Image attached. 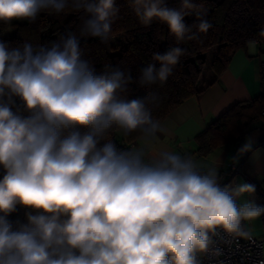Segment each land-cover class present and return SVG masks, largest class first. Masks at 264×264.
I'll return each instance as SVG.
<instances>
[{"label":"clouds","instance_id":"1","mask_svg":"<svg viewBox=\"0 0 264 264\" xmlns=\"http://www.w3.org/2000/svg\"><path fill=\"white\" fill-rule=\"evenodd\" d=\"M128 6L145 27L167 25L177 45L212 27L193 0ZM41 12L84 17L79 37L16 47L0 40V264H204L220 251L217 240L247 236L245 222L264 216V206L237 200L255 185H222L217 168L191 154L145 147L162 132L148 107L157 96L129 98V85H164L185 50L153 53L133 81L130 69L97 70L80 43L109 42L116 0H0L8 25L35 23ZM188 16L198 23L186 24ZM113 130L138 132V146L118 147ZM251 148L247 138L239 153ZM18 206L23 221L9 218Z\"/></svg>","mask_w":264,"mask_h":264},{"label":"trees","instance_id":"2","mask_svg":"<svg viewBox=\"0 0 264 264\" xmlns=\"http://www.w3.org/2000/svg\"><path fill=\"white\" fill-rule=\"evenodd\" d=\"M193 2L207 11L206 19L212 25L206 34H200L199 41H185L177 45L173 37V41L170 42L167 25L155 21L147 27L141 25L128 6V0H116L120 7L119 18L112 26L111 39L107 44L101 43L98 38H80L85 58L90 60L97 70H102L106 64L130 69L133 81L138 80L141 68L148 63H154L153 53L163 54L176 46L185 50L180 63L173 70V75L164 85L141 87L136 82L129 85V98L143 97L150 92L156 94L157 100L148 107L153 118L159 121L165 119L182 102L197 96L207 85L214 82L238 49L245 48L251 41H264V37L259 36L260 30L264 28V0H193ZM166 4L168 7L179 8L181 0H166ZM83 17L82 12H67L60 15L41 12L35 23L27 21L13 23L15 33L10 40L2 37V32L8 24L0 22V40L16 47L25 41L34 45L48 44L69 31L75 32L79 37ZM185 22L188 25L198 23L195 16L185 17ZM195 30L193 28V31ZM208 50L211 56L207 68L211 72L205 74L206 67L203 71L200 70L199 74H203V78L197 84L190 76L189 65L193 62L197 66V59L206 64L204 53ZM262 103L264 101L259 96L247 102H238L227 109L210 126L196 135L197 154L206 156L229 141L243 140L254 122L260 118ZM110 137L116 143L118 141L131 143L139 137V133L124 137L113 130ZM24 212L25 209L21 208V221L25 219Z\"/></svg>","mask_w":264,"mask_h":264},{"label":"crops","instance_id":"3","mask_svg":"<svg viewBox=\"0 0 264 264\" xmlns=\"http://www.w3.org/2000/svg\"><path fill=\"white\" fill-rule=\"evenodd\" d=\"M260 42L248 43L238 49L218 78L207 85L197 96L182 102L172 113L160 121L162 132L157 139L146 145L148 150L168 148L180 153L191 154L203 168L216 167L219 175H224L223 185L250 183L255 185V193L245 194L238 204L252 201L264 206V144H260L261 119H257L243 140L229 141L217 147L206 156L197 154L195 137L211 125L221 114L238 102H247L260 96V63L264 51ZM203 77V74H201ZM252 141L251 151L243 154L239 149ZM139 144V137L132 146ZM234 163L238 169L232 168ZM250 234L264 240V216L245 222Z\"/></svg>","mask_w":264,"mask_h":264},{"label":"built area","instance_id":"4","mask_svg":"<svg viewBox=\"0 0 264 264\" xmlns=\"http://www.w3.org/2000/svg\"><path fill=\"white\" fill-rule=\"evenodd\" d=\"M260 96L264 101V60L260 63ZM261 119V137L260 144H264V103L260 108ZM120 148H131V143L123 141L117 142ZM232 168L238 169L234 163H231ZM221 184L223 185L224 175H220ZM245 227V226H244ZM246 231V229H245ZM247 232V231H246ZM247 236L230 237L223 240H217L215 247L219 248V252L214 253L211 258L203 257L204 264H261L264 261V240L255 237L247 232Z\"/></svg>","mask_w":264,"mask_h":264},{"label":"rangeland","instance_id":"5","mask_svg":"<svg viewBox=\"0 0 264 264\" xmlns=\"http://www.w3.org/2000/svg\"><path fill=\"white\" fill-rule=\"evenodd\" d=\"M18 21H12L11 22V25H7L3 32H2V37L6 40H10L13 36H14V33H15V27L14 25H12L13 23H16ZM169 41L172 42L173 41V37L169 34ZM261 48H262V51H264V41L260 42V45H259ZM205 54V57L207 59V62L205 64V62H201L200 60H196L197 61V66L194 65L193 62H190V76L191 78L197 83L199 84L201 81H202V75L199 74V71L200 70H204V68L207 66L209 67V59H210V56H211V53H209V50L207 52L204 53ZM262 55H264V53H262ZM205 68V74H208L210 71L209 68L206 69ZM20 211H21V208H17V211L15 213H13L9 218L13 221L19 219L20 220Z\"/></svg>","mask_w":264,"mask_h":264}]
</instances>
